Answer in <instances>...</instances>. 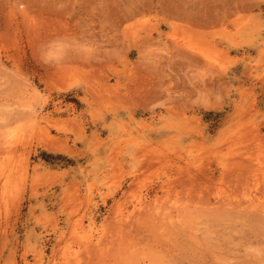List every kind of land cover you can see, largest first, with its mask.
<instances>
[{
	"label": "rangeland",
	"instance_id": "rangeland-1",
	"mask_svg": "<svg viewBox=\"0 0 264 264\" xmlns=\"http://www.w3.org/2000/svg\"><path fill=\"white\" fill-rule=\"evenodd\" d=\"M0 264H264V0H0Z\"/></svg>",
	"mask_w": 264,
	"mask_h": 264
},
{
	"label": "bare ground",
	"instance_id": "bare-ground-1",
	"mask_svg": "<svg viewBox=\"0 0 264 264\" xmlns=\"http://www.w3.org/2000/svg\"><path fill=\"white\" fill-rule=\"evenodd\" d=\"M138 48H139V46H138ZM137 50H138V49H137ZM9 56H10V55H9ZM11 56H12V55H11ZM15 57H16V56H15ZM8 58H10V57H8ZM12 58H13V57H12ZM14 59H15V58H14ZM16 60H17V59H16ZM13 62H14V61H13ZM48 133H49V131H48ZM49 135H50V134H49ZM49 135H48V136H49Z\"/></svg>",
	"mask_w": 264,
	"mask_h": 264
}]
</instances>
